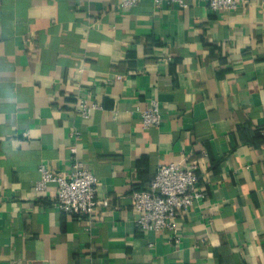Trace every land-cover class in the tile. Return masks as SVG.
<instances>
[{
  "label": "crops",
  "instance_id": "0c3cea01",
  "mask_svg": "<svg viewBox=\"0 0 264 264\" xmlns=\"http://www.w3.org/2000/svg\"><path fill=\"white\" fill-rule=\"evenodd\" d=\"M184 2L0 0V264H264V0ZM71 148L108 203L91 218L35 189L40 166L69 174ZM183 158L205 198L173 244L137 229L132 194Z\"/></svg>",
  "mask_w": 264,
  "mask_h": 264
},
{
  "label": "built area",
  "instance_id": "2783aa9c",
  "mask_svg": "<svg viewBox=\"0 0 264 264\" xmlns=\"http://www.w3.org/2000/svg\"><path fill=\"white\" fill-rule=\"evenodd\" d=\"M142 0H120L122 9L135 7ZM159 8L162 5H176L186 8L184 0H148ZM196 1V0H192ZM212 14L234 12L243 0H202ZM98 106H89L85 100L78 101L73 106L75 114L88 118ZM161 116L158 106L151 102L149 110L140 114L142 129L159 126ZM78 134L71 135L73 140ZM264 135V132H262ZM27 137L26 134H23ZM71 169L67 175H57L55 172L40 166V180L36 185L37 192H44L48 186L55 187L54 208L57 212L68 216H91L100 208H107L106 200L96 197V178L84 168L83 163L76 158V149L71 148ZM199 162L183 158L179 164H168L158 168L147 191H137L132 194V207L137 214L135 225L144 232H166L173 244L179 243V233L175 224L178 217L187 214L190 209L205 198L199 185L197 173Z\"/></svg>",
  "mask_w": 264,
  "mask_h": 264
}]
</instances>
